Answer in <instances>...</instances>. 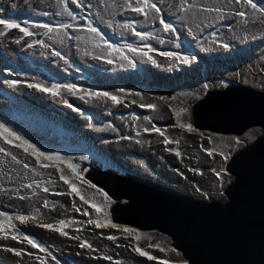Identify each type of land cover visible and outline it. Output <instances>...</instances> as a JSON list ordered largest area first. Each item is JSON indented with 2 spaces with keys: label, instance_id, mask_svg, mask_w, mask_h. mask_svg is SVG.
Listing matches in <instances>:
<instances>
[{
  "label": "rangeland",
  "instance_id": "1",
  "mask_svg": "<svg viewBox=\"0 0 264 264\" xmlns=\"http://www.w3.org/2000/svg\"><path fill=\"white\" fill-rule=\"evenodd\" d=\"M11 1L0 0V19L21 23L33 35L25 36L19 29L0 35V123L42 152L59 154L63 161L42 158L43 164L58 165L44 167L30 153L0 138V147L5 149L0 152V228L4 229L0 232V264H161L162 260L192 264L169 235L115 223L111 208L118 200L86 178L84 170L88 166L105 170L108 165L121 164L128 169L126 173L136 172L221 206L229 204L226 192L237 182V175L228 170L231 160L256 143L264 130L259 125L240 133L199 128L193 107L208 93L228 87L264 91V13L258 10L264 7V0H256L257 9L241 7L234 0H179L173 12L168 10L170 0H150L161 12L146 9L147 17L131 11L127 0H24L21 8ZM29 2L35 6H26ZM206 10L212 16L201 17ZM238 11L248 13L247 18L236 15ZM161 17L176 32H165ZM133 28L147 35L141 39ZM128 45L143 51L151 45L154 51L148 54L153 60L142 52H131ZM169 51L188 55L191 62L160 55ZM139 65L148 67L151 75L139 72ZM100 72L107 74L105 81L100 80L104 77ZM14 80L18 81L15 85L11 83ZM35 83L59 84L61 95L29 86ZM69 84L77 86L76 94L63 87ZM88 89L111 92L121 103L87 97ZM13 95L35 103L45 118L39 112L35 116L21 100L14 105L20 110L8 105ZM61 98L72 108L70 117L61 114L66 111L59 103ZM173 109L180 112L179 120L191 123L195 131L174 127L178 117ZM65 123L85 131L77 135L64 128ZM154 127L165 134L152 131ZM146 128L149 131H144ZM166 138L171 142L165 144ZM206 149L213 150L212 154ZM99 151L105 158L98 155ZM70 164L76 165L75 172ZM60 168L68 182L61 179ZM72 184L78 187L79 195L71 192ZM125 202L119 200L122 205ZM93 203L101 207L99 213ZM21 215L35 219L21 223L16 219ZM90 219L101 223L111 220L121 227L98 228L88 223ZM60 220L67 222V236L39 226L59 227ZM124 228L134 231L126 233ZM14 235L16 239H12ZM109 236L117 239L110 240ZM27 238L35 239L46 251L27 243ZM85 241L92 247H81ZM137 246L157 259L140 255L134 250Z\"/></svg>",
  "mask_w": 264,
  "mask_h": 264
},
{
  "label": "water",
  "instance_id": "2",
  "mask_svg": "<svg viewBox=\"0 0 264 264\" xmlns=\"http://www.w3.org/2000/svg\"><path fill=\"white\" fill-rule=\"evenodd\" d=\"M193 117L196 127L216 132L240 133L256 125L264 130V91L228 87L210 92L194 105ZM237 158L228 170L250 182L234 190L227 209L136 172L93 167L85 177L118 200L111 208L115 223L159 230L185 256L193 249L205 264H264V145L247 159ZM123 199L127 207L119 203Z\"/></svg>",
  "mask_w": 264,
  "mask_h": 264
},
{
  "label": "snow or ice",
  "instance_id": "3",
  "mask_svg": "<svg viewBox=\"0 0 264 264\" xmlns=\"http://www.w3.org/2000/svg\"><path fill=\"white\" fill-rule=\"evenodd\" d=\"M185 2H186V0H185ZM234 2L238 5H240L241 7L250 6L252 9L258 8V4H257L256 0H234ZM127 6L129 9H131V11L143 14L145 17H147L149 14L146 9L154 10L156 13L161 12V9L157 6V4L151 3L150 0H136V6L135 7H133V0H127ZM215 10L220 11V9H215ZM258 10L261 13H264V7H259ZM0 11H3V9L0 8ZM69 15H71V12H69ZM236 15H238L241 18L246 19L248 16V13H246L245 11H238V12H236ZM159 22H160V24L163 25V29L165 32H173V33L176 32V28L171 23L166 22L162 17L159 19ZM0 25L3 26V29H0V35H5L6 32L8 30H11V29H19L20 32H22L25 36L33 35V33L29 31L28 27H22L21 23L15 22V21L10 20V19H0ZM44 27L47 28L48 25H44ZM62 27L67 28V27H70V25H62ZM91 31L96 32L97 29L92 28ZM132 31L135 33V35L137 37H140L141 39H144L145 36L147 35L146 33L136 32L134 28L132 29ZM39 43L42 44L43 42L40 41ZM45 46L47 47V45H45ZM223 46L228 47L227 44H225ZM110 47H114V46L110 45ZM146 47L148 48V51H143L142 49L133 47L132 45H128V48L131 52H134V53H141L142 52V54L144 56H146L149 60H153V57L150 56L148 54V52L154 51V49H152L151 45H147ZM177 47H179V45H177ZM56 55L59 56L60 53L57 52ZM160 55L178 60L182 63H190L191 62V58L188 55H182L180 52H172V51L162 52V53H160ZM111 62L112 61H109V63H111ZM11 83L13 85H15L16 83H18V81L14 80ZM29 86L35 87V88H37V89H39L45 93H49V94L54 95V96H60L61 95V92L59 90L61 88V85H59V84H52L51 86H45L42 83H35V84L29 85ZM63 87L67 91L71 92L72 94H76L78 91L77 86L74 84L64 85ZM86 96L97 99V100H108V99H110L111 101L115 102L116 104L121 103V99L119 96L114 95L113 93L107 92V91H92L91 89H88V90H86ZM79 98L83 100V99H85V96H80ZM160 99L167 100L166 97H161ZM172 99H176V98L173 97ZM65 102H67V101H65ZM140 106L153 108V109L157 107L155 104H147V105L141 104ZM77 110L79 111V109H77ZM181 111H185V109H181ZM173 112H175L177 117H178L177 124L173 125L174 127L179 126L181 128H186L188 131H195V129L193 128L191 123L185 124L179 120L180 112H177L176 109H173ZM151 130L160 133V135H162V136L165 134L164 131L161 130L160 128L154 127ZM144 131L147 132V131H149V129L146 128V129H144ZM0 138H3V140L8 144H14L15 147L22 148L26 153H30L32 156H34L36 158V160L38 162H41L42 166H44V167H57L58 165L43 164L42 158L47 159V160L63 161V158L60 157L59 154H51V153L42 152L40 150V148H38L35 144H32L28 140L17 135L16 132L12 131V129L8 128L3 123H0ZM170 142L171 141L168 138H166L164 140L165 144H168ZM176 143H179V141H176ZM237 143H239V140H237ZM4 151H5V149L0 147V152H4ZM169 151H174V149H169ZM175 151H176V155H180L178 150H175ZM206 151L209 153V155H211L213 150L206 149ZM8 155H11V153H8ZM13 159H15V157H13ZM225 159H227V157H225ZM25 166L27 167V165H25ZM69 167H71L74 172L76 171V165L70 164ZM60 172H61V179H65V181L68 182L67 177L64 175V169L63 168H60ZM77 175H79V173H77ZM216 175L220 176L221 173L217 172ZM28 187L31 188L32 185H28ZM44 191L47 192L48 188H44ZM71 192L79 195V189L75 184L71 185ZM69 194H71V193H69ZM104 195H105V197H107L106 193ZM20 198L24 199L25 197H20ZM80 199L84 200V197L81 195ZM85 203H88V201L85 200ZM92 207L95 208L97 213H99L101 211V207L96 205L95 203L92 204ZM16 219H18L21 223H27L30 219H35V217H29V216L21 215V216L16 217ZM9 220H11L10 217H9ZM66 223L67 222L65 220H60V221H58L59 227H57L54 224H41L39 226L46 228V229L58 231L62 235L67 236L68 233L66 231H64V227L66 226ZM88 223L94 224L98 228H103V227H108V226H111L113 228L121 227L119 225L113 224L111 220H107L105 223H101L99 220H91L90 219L88 221ZM3 231H4V229L0 228V232H3ZM123 231L126 233H132L134 230L131 228H124ZM5 237L7 238V233H5ZM16 238H17V236H15V235L12 236V239H16ZM108 239L116 240L117 237L116 236H109ZM136 239L139 240L140 237L137 236ZM27 243H29L30 245H32L35 248L40 249L41 251H46V249H44L41 246V244L38 243L35 239L27 238ZM81 247L91 248L92 245L89 244L87 241H85L83 244H81ZM134 250L136 252H138L140 255L148 257V259H152V260L157 259L155 256H152L149 252L141 249L139 246H137ZM11 251H16V249H11ZM17 254L19 255L20 253L17 252ZM37 259H39V257H37ZM161 264H170V262L168 260H162Z\"/></svg>",
  "mask_w": 264,
  "mask_h": 264
},
{
  "label": "trees",
  "instance_id": "4",
  "mask_svg": "<svg viewBox=\"0 0 264 264\" xmlns=\"http://www.w3.org/2000/svg\"><path fill=\"white\" fill-rule=\"evenodd\" d=\"M235 90L241 88L239 86H233L231 87ZM216 92H219V91H216ZM206 97L203 98L202 101L205 100ZM21 100L22 104H27L28 106H31V107H28L26 106L25 108L30 110L31 113H34V115H38V112L40 114V116L44 119L45 118V115L46 114H43L45 112H41L40 108H38L37 106L31 104L30 102L26 101L25 99H22V98H18L17 96L13 95L10 97V99L8 100V105L10 106H13L17 104V102ZM210 101V100H209ZM209 103L208 101H205L202 106H201V109L202 111L205 110V107L208 106ZM15 109L17 110H20V108L18 107H14ZM35 109V110H34ZM40 109V110H39ZM37 110V111H36ZM25 111V110H24ZM21 112V111H19ZM23 113V112H22ZM37 113V114H36ZM24 114V113H23ZM48 118H50V116H47ZM46 120V119H45ZM59 120V119H58ZM52 121L57 125L58 124V121L55 120V119H52ZM54 125V124H53ZM64 128H67V129H70L71 131H74V133H77L78 134H82V132H84L85 130L84 129H81V128H78L77 130H74L72 129L71 127H69L66 123L63 125ZM55 128V127H54ZM84 143H86L85 141H82ZM264 145V135L256 142L254 143L253 145L249 146L248 148L244 149V150H241L239 151V153L237 154V156L239 158H237V161H241L243 159H247L248 157H250L252 154H255L257 153V151H259L261 149V147ZM100 157H104V154L99 151V154H98ZM236 161V160H235ZM107 168H111V169H114L116 170L119 174H121V171H123L124 173L126 172V170L128 171V169H125L124 166H122L121 164H116L114 163L113 165H108ZM131 173H134L133 171ZM247 182V184L250 182V180H248V177L246 176H242L239 181L237 182L236 186L237 187H240L242 185H245ZM233 189V188H232ZM234 192V191H233ZM130 203H127L125 205H123L124 207H127ZM186 251V250H185ZM188 251H190V253H187L186 255H188V257H190L191 261H193L194 264H205V262L199 257V255H196L195 251L193 249H189Z\"/></svg>",
  "mask_w": 264,
  "mask_h": 264
},
{
  "label": "bare ground",
  "instance_id": "5",
  "mask_svg": "<svg viewBox=\"0 0 264 264\" xmlns=\"http://www.w3.org/2000/svg\"><path fill=\"white\" fill-rule=\"evenodd\" d=\"M57 1V0H56ZM59 1V0H58ZM117 1L119 2V0H116L114 3H117ZM171 1V5L169 6V8H168V10L170 11V12H173L177 7H176V5H177V3H178V1L179 0H170ZM23 2H24V0H12L11 1V4L13 5V6H20V8L21 7H24V4H23ZM36 2V1H35ZM26 6H35L34 5V3H32V2H29V3H27L26 4ZM24 11V10H23ZM210 11H213V10H210ZM25 12V11H24ZM217 14V13H216ZM62 15H65V13H62ZM207 15H209V12H207V10L205 11V12H203L202 14H201V17L203 16H207ZM82 16V15H81ZM209 16H212V15H209ZM213 17H215V16H213ZM106 20H104L103 22H105ZM102 25H103V23H102ZM104 26H106V25H104ZM107 27V26H106ZM108 28V27H107ZM90 34V33H89ZM163 60V59H162ZM139 68L140 69H138V71L139 72H143L144 71V74H147V75H151V73H149L150 71L149 70H147V69H149L148 67H146V66H144V65H139ZM100 73H102V75H104V77H102V78H100V80L101 81H105L106 80V78H107V74L106 73H104V72H100ZM128 74V73H127ZM23 99H25L26 101H28V102H30L29 100H27L26 98H23ZM31 104H33L32 102H30ZM43 103H45V102H43ZM59 103L61 104V105H63L64 106V109L66 110V111H63L62 110V112H61V114H63V116L64 117H70L71 115H72V113H71V110H72V108H70V107H68L67 105H65L64 104V100L61 98V99H59ZM33 105H35V103L33 104ZM36 106V105H35ZM45 106V105H44ZM46 107V106H45ZM39 108V107H38ZM61 109V108H60ZM64 112V113H63ZM66 113H68L67 115H66ZM72 123H74V122H72ZM89 170H92V167H90V166H88V167H86V169L84 170V172H88ZM39 232H43L44 233V229H42V228H39ZM74 248V247H73ZM74 251V250H73Z\"/></svg>",
  "mask_w": 264,
  "mask_h": 264
},
{
  "label": "flooded vegetation",
  "instance_id": "6",
  "mask_svg": "<svg viewBox=\"0 0 264 264\" xmlns=\"http://www.w3.org/2000/svg\"><path fill=\"white\" fill-rule=\"evenodd\" d=\"M236 162V161H235ZM236 175H237V182L239 181V179L242 177V176H240L238 173H236ZM237 182L233 185V189H231L230 190V194H231V196L230 197H232L233 195H236L235 194V192H236V190H237V188H239V187H237L236 186V184H237ZM235 190V192H233ZM231 203V202H230ZM221 205V204H220ZM223 208H225V209H227L228 208V204L226 205V206H222Z\"/></svg>",
  "mask_w": 264,
  "mask_h": 264
}]
</instances>
